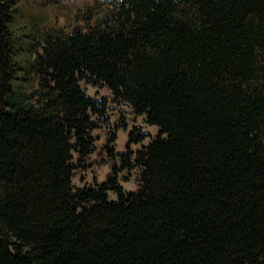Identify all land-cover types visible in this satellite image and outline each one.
<instances>
[{
    "label": "trees",
    "instance_id": "1",
    "mask_svg": "<svg viewBox=\"0 0 264 264\" xmlns=\"http://www.w3.org/2000/svg\"><path fill=\"white\" fill-rule=\"evenodd\" d=\"M27 2L0 0V264H264V0H111L42 40ZM83 81L159 129L111 148L138 192L74 186L108 109Z\"/></svg>",
    "mask_w": 264,
    "mask_h": 264
},
{
    "label": "rangeland",
    "instance_id": "2",
    "mask_svg": "<svg viewBox=\"0 0 264 264\" xmlns=\"http://www.w3.org/2000/svg\"><path fill=\"white\" fill-rule=\"evenodd\" d=\"M113 9L111 0H28L25 11V26L32 28V33L41 39L48 33H71L77 28H89L97 25ZM82 87L88 95L105 100L107 103L106 119L95 118L99 128L92 132L96 150L91 156L80 161L76 155L78 169L74 174L75 188L104 183L110 175H118L121 185L128 192H138L141 186V169L123 170L118 156L111 155V148L116 154L126 152L130 143V134L145 139L140 144H132L131 150L138 152L156 139L159 129L145 123V116H138L126 103H115L110 89L95 86L87 81ZM125 125V126H123ZM119 126V127H117ZM121 126V127H120ZM117 133L118 139L110 145L109 139ZM111 198L117 196L110 193Z\"/></svg>",
    "mask_w": 264,
    "mask_h": 264
}]
</instances>
